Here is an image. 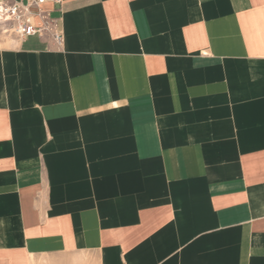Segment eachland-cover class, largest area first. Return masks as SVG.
Masks as SVG:
<instances>
[{
	"label": "crops",
	"instance_id": "obj_1",
	"mask_svg": "<svg viewBox=\"0 0 264 264\" xmlns=\"http://www.w3.org/2000/svg\"><path fill=\"white\" fill-rule=\"evenodd\" d=\"M61 47L0 35V264H264V0H61Z\"/></svg>",
	"mask_w": 264,
	"mask_h": 264
},
{
	"label": "built area",
	"instance_id": "obj_2",
	"mask_svg": "<svg viewBox=\"0 0 264 264\" xmlns=\"http://www.w3.org/2000/svg\"><path fill=\"white\" fill-rule=\"evenodd\" d=\"M48 1L60 4L61 0H0V35L21 42L38 36L61 47L63 33L58 19L45 7Z\"/></svg>",
	"mask_w": 264,
	"mask_h": 264
}]
</instances>
